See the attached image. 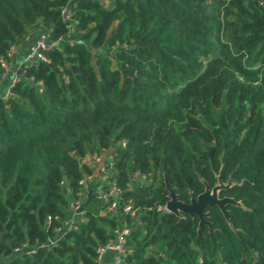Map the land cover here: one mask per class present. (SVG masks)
I'll use <instances>...</instances> for the list:
<instances>
[{"label": "trees", "instance_id": "trees-1", "mask_svg": "<svg viewBox=\"0 0 264 264\" xmlns=\"http://www.w3.org/2000/svg\"><path fill=\"white\" fill-rule=\"evenodd\" d=\"M39 29L63 41L0 96V263L97 264L124 221L123 264H264V0H0V74ZM100 149L114 153L117 214L91 193L58 237L46 219L72 213ZM134 172L145 180L129 188ZM219 181L226 216L157 210L166 185L188 204Z\"/></svg>", "mask_w": 264, "mask_h": 264}, {"label": "built area", "instance_id": "built-area-1", "mask_svg": "<svg viewBox=\"0 0 264 264\" xmlns=\"http://www.w3.org/2000/svg\"><path fill=\"white\" fill-rule=\"evenodd\" d=\"M61 17L64 23H66V28L68 30V35L75 36L78 34V31L75 29V22H73L71 13L68 9L63 8L61 11ZM63 39H58L57 41H53L50 39V35L46 30L39 29L36 31V35L30 43L25 51L24 58L22 63L18 66L17 72L11 79L9 86L3 94H0L3 100L8 99L12 96L11 87L21 79L19 75V69L21 67H30L38 64L39 62L48 64V60L44 55V52L52 50L57 47L58 43L62 42ZM17 50V46H13L8 50L7 59H10ZM5 62L2 63V73L0 74V83L5 77ZM32 81V78L29 79ZM39 91H41V83H37ZM124 142L120 143L121 146H124ZM112 150L100 149L96 152H93L88 157V165L93 169L92 173L83 175L79 181L78 186L81 188L80 198L74 201H71V214L68 215L67 218L62 219L56 216L51 217L48 216L46 221L47 224L51 223L54 220H58L62 226V228L55 229V232L58 237H61L63 231L65 230H73L77 231L79 224L84 222V215L81 211V206L84 202L88 200V197L91 193H94L97 198L105 205L103 209L104 215H115L117 214L118 209V199L121 196L122 190L118 187L113 181L108 177L109 173H111L114 163V153ZM145 180L144 175H140L137 172H134L129 177V182L127 183V187H131L133 183L141 182ZM97 183V186H93V183ZM158 211L168 212L165 205L163 207H159ZM123 213H133L132 212V202L129 200L124 207L122 208ZM131 232V224L130 222H124L117 226L115 229L111 231L110 239L101 245H98L95 248V261L97 264H102L104 261V256L107 253L113 254L112 264H123L125 258L128 256V252L126 250L128 236ZM55 239H48L47 244L41 245L42 247H46L49 244L54 243ZM22 249H15L14 253L18 254L23 251ZM6 264V263H0Z\"/></svg>", "mask_w": 264, "mask_h": 264}, {"label": "water", "instance_id": "water-1", "mask_svg": "<svg viewBox=\"0 0 264 264\" xmlns=\"http://www.w3.org/2000/svg\"><path fill=\"white\" fill-rule=\"evenodd\" d=\"M224 188V185L219 181V184L209 189L207 186L205 191L199 194L196 198H191L190 203H184L177 199V196L173 189L169 188L166 185L165 189L168 192V201L165 204V207L168 212L176 215H189L196 216L200 223H203V218L205 217V210L207 208L217 207L221 210L224 216H226L225 206L227 204H235L232 198H219L218 192ZM89 199L84 202L80 209H82Z\"/></svg>", "mask_w": 264, "mask_h": 264}, {"label": "crops", "instance_id": "crops-1", "mask_svg": "<svg viewBox=\"0 0 264 264\" xmlns=\"http://www.w3.org/2000/svg\"><path fill=\"white\" fill-rule=\"evenodd\" d=\"M36 35V31H32L27 34L20 42L17 44V50L14 55L5 62V77L0 83V94H3L15 73L17 72L18 66L22 63L24 54L27 46L32 43L34 37ZM113 254L107 253L104 256V261L102 264H112ZM8 259L2 260L3 263H6Z\"/></svg>", "mask_w": 264, "mask_h": 264}, {"label": "rangeland", "instance_id": "rangeland-1", "mask_svg": "<svg viewBox=\"0 0 264 264\" xmlns=\"http://www.w3.org/2000/svg\"><path fill=\"white\" fill-rule=\"evenodd\" d=\"M68 199H69L70 202L74 201V199H72V196H68Z\"/></svg>", "mask_w": 264, "mask_h": 264}]
</instances>
